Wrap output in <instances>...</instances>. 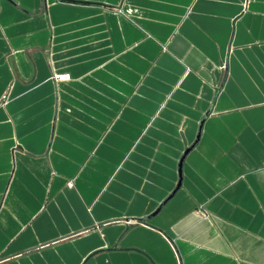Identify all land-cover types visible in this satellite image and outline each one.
Here are the masks:
<instances>
[{
    "label": "crops",
    "instance_id": "1",
    "mask_svg": "<svg viewBox=\"0 0 264 264\" xmlns=\"http://www.w3.org/2000/svg\"><path fill=\"white\" fill-rule=\"evenodd\" d=\"M0 264H264V0H0Z\"/></svg>",
    "mask_w": 264,
    "mask_h": 264
},
{
    "label": "built area",
    "instance_id": "2",
    "mask_svg": "<svg viewBox=\"0 0 264 264\" xmlns=\"http://www.w3.org/2000/svg\"><path fill=\"white\" fill-rule=\"evenodd\" d=\"M53 79L56 82H64V81H68L70 77L68 74H57L53 76ZM68 187H71V184H68Z\"/></svg>",
    "mask_w": 264,
    "mask_h": 264
},
{
    "label": "water",
    "instance_id": "3",
    "mask_svg": "<svg viewBox=\"0 0 264 264\" xmlns=\"http://www.w3.org/2000/svg\"><path fill=\"white\" fill-rule=\"evenodd\" d=\"M200 128H201V126H200ZM200 128H199V129H200ZM189 150H190V149H187L186 152H185V154H187ZM182 159H183V158H182ZM181 163H182V160L180 161V164H179V170H178L179 173H180V170H181V169H180V168H181ZM179 184H180V180H179L178 186H179ZM178 186H177V187H178Z\"/></svg>",
    "mask_w": 264,
    "mask_h": 264
}]
</instances>
